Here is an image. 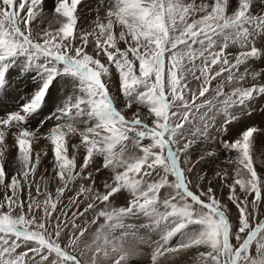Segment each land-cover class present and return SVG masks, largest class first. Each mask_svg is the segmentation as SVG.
Here are the masks:
<instances>
[{"label":"snow or ice","instance_id":"snow-or-ice-1","mask_svg":"<svg viewBox=\"0 0 264 264\" xmlns=\"http://www.w3.org/2000/svg\"><path fill=\"white\" fill-rule=\"evenodd\" d=\"M45 3L0 0V95L8 94L14 70L17 75L33 73L39 81L27 101L0 117V187L5 190L0 200V264H82L80 241L90 230L87 224L96 225L100 218L104 224L97 229L93 245L86 246L92 253L90 264H127L124 244L134 236L136 226L125 220L138 217L148 221L140 227L164 230L151 264H161V257L175 260L191 249H197L195 264H264V220L252 226L253 213L264 204V177L258 175L252 159L258 129L248 127L238 139L220 141L237 154L230 161L237 165L234 177L216 174L237 209L235 226L211 182L206 189L200 186L193 191L189 179L195 169L192 153L200 141L213 139L217 113L224 115L217 129L222 135L236 119L230 109L250 107V102L264 97V83L238 86L248 75L254 81L264 75L248 69L250 62L264 60V47L253 43L264 36V15H253L255 0H237L235 7L232 0L199 5L183 0H108L106 15L97 16L91 30L78 26L82 0H55L52 12L59 27L49 24L34 39L32 24L44 15ZM195 13L202 15L196 19ZM234 46L240 49L236 53L229 50ZM113 67L125 98L122 108L105 79L111 77ZM65 78L75 91L45 115L57 80ZM228 87L231 92L225 91ZM212 92L215 96L209 99L206 94ZM221 96L223 106L217 108L215 99ZM141 105L147 116L137 109L127 118V111ZM52 120L56 123L45 139L54 157L55 194L47 184L42 189L36 182L40 153L33 158L40 130ZM78 121L85 127H77ZM76 135L79 143L71 145L70 157V138ZM8 137H14L12 159ZM127 142L139 154L126 155ZM81 150L83 163L77 171ZM97 157H103L102 167L113 173L112 182L103 185L104 192L94 190L96 181L87 171ZM204 158L199 156L197 163ZM78 180L91 184L80 185L70 200L76 211L71 218L64 211L56 215L66 189ZM26 185L27 209L21 198ZM162 189L168 190L163 198ZM124 191L130 195L127 206L109 210L111 198ZM81 196L86 202L83 210ZM89 213L94 217L91 221L77 222ZM177 234L183 239L171 246ZM254 244L256 257L250 254ZM21 248L25 250L18 251Z\"/></svg>","mask_w":264,"mask_h":264},{"label":"rangeland","instance_id":"rangeland-1","mask_svg":"<svg viewBox=\"0 0 264 264\" xmlns=\"http://www.w3.org/2000/svg\"><path fill=\"white\" fill-rule=\"evenodd\" d=\"M185 4L193 3L199 5L202 2H211V0H183ZM257 7L253 10V15H264V3H261V0H255ZM55 0H46L44 5V15L42 17H38L32 24L33 28V38L38 39V33L41 29L49 27L51 24L52 28H57L59 25L56 23V17L52 12ZM237 0H232L233 7L236 6ZM108 10V0H82V4L78 5V11L80 12V17L78 19V26L82 30H91L95 27L94 21H96L97 16L101 19L104 18L106 12ZM202 13H195L194 18L198 19ZM192 17L189 18L188 22H191ZM79 43V41H77ZM254 46L264 47V36L257 37L254 40ZM120 47L123 48L125 45L123 43L120 44ZM230 51L236 53L238 52L239 46L230 47ZM89 52L93 51L91 47L88 49ZM106 62V58H105ZM245 66L240 67V72H244ZM249 72H260L264 74V60H255L254 62H250L248 65ZM18 70H14L12 72L11 79H15ZM111 77L105 78L107 79L108 88L111 95L115 98L117 102V107L122 108L125 104V98L121 93L120 89V81L119 75L115 71L114 67L111 69ZM28 77L24 81V90L23 97L12 100H6L3 96L0 97V117L5 114L17 110L18 106L23 102L27 101L32 92L35 90L36 85L38 84V78H34L33 73L24 74ZM226 75V74H225ZM19 78V76H18ZM71 81L65 78V80H57L56 87L52 90L51 96L49 98L48 104L44 109V114L48 115V112L62 103L64 99L67 98L68 95H71L75 89L72 87H66L65 84L70 83ZM215 81L213 82V88L215 87ZM253 83H264V75H262L258 80L254 81L251 75H248L244 81L240 83L241 87H250ZM193 88H196V82H193ZM231 87L225 89L226 92H231ZM209 99H212L215 96V93L206 94ZM203 99V98H202ZM224 97H218L215 99V103L217 108L222 107V101ZM22 101V102H21ZM139 109L140 113L144 116H147V108L144 106H134L131 111H127V118L131 119L133 112ZM230 112L236 116V119L232 121L231 124L228 125V131L224 134H218L217 129H219L223 123L224 115L221 112H218L216 115V127L211 130V136L213 139H209L207 141H200L198 147H196L192 153V160L195 164L194 171L190 174L189 179L192 181V190L198 191L200 186L203 188H207L209 183L211 182L212 187L216 189V196L221 200L223 204L228 206V216L235 226L238 212L237 209L228 201V189L223 187L221 182L217 180V173H220L223 176L224 172H227L229 176H235V170L237 165L230 161H233L236 157V153L234 151H229L225 149L222 143L220 142L222 139L228 141H234L238 139L241 133L246 130L248 127H255L258 129L256 133H254V140L252 145V159L253 166L257 170L258 175L264 177V97H257L254 101L250 102V107H245L241 109L240 107H235L230 109ZM147 122V121H146ZM35 123L33 122L32 127H35ZM56 121L52 120L48 122L43 129L40 130V139L34 144V154L33 158L35 159V153H40L41 159L38 165V171L35 175V180L38 184L41 185L42 189L45 184H47L48 190L55 194L57 184L55 181L51 180V176L54 171V157L51 151L50 141L45 139L46 134L49 129H51L55 125ZM94 123V121H93ZM195 124H199V117H196ZM77 127L83 128L85 124L83 122L78 121ZM79 143V136H73L70 138L69 143V156L71 157L73 153V149L71 147L72 144ZM147 143V141H145ZM14 144V137H8V145L11 149L8 153V158L12 159L15 155V149L12 148ZM128 146L126 149V155H136L139 154V149L134 148L131 142H127ZM119 146H117L118 150ZM206 151H211L213 153L212 156H207ZM46 153V154H45ZM83 155L84 152L81 150L77 154V171H79V165L83 163ZM204 156L205 158L197 163L198 157ZM103 157H97L93 164H91L88 168V172H91L93 178L96 183L94 186L95 191L104 192L105 189L103 185L107 183H111V177L113 175L110 169H104L102 167ZM100 168V172L97 173L96 169ZM122 170V169H121ZM15 171V169H12ZM87 173H85L86 175ZM158 179V178H157ZM231 183V180L228 181ZM91 181L87 180H78L73 184L69 185V188L66 189L65 195L62 197V202L58 204V210L56 215H60L61 211L67 212L68 217L71 218L72 212L76 211V208L70 203V200L76 197L77 192L80 189V185H84L85 187L89 186ZM162 197L167 196L168 190L162 189ZM31 192L33 196L36 195V185L33 184L31 188ZM10 194V192L8 193ZM5 195V190L0 187V200L3 199ZM25 203V209H27V204L29 200V189L27 185L25 186L22 197ZM38 199L43 200L42 197H38ZM81 203L79 205L80 210L86 206L85 197H79ZM130 199L129 193L126 191L122 192L111 198L112 202L108 206L109 210L111 208H120L127 206V202ZM6 210V209H5ZM163 210V208L161 209ZM41 215L43 212L41 210ZM256 217L252 221V226L254 227L260 220H264V204L259 206L258 213H253ZM93 214L89 213L83 220H78V223H85L86 221H91L93 219ZM63 219V217H61ZM125 223L135 225L134 236H130L129 239L124 244V251L128 255L127 264H151V255L154 250V247L161 243V237L163 235L164 230H149L148 228L140 227L141 224L148 223L147 219L144 217L138 218H128L125 220ZM104 224V219L100 218L96 225H92L88 223L87 226L90 229L87 235L80 241V251L83 253L80 255V259L82 260V264H90L92 253L87 250L86 246L93 245V242L96 237L97 229L100 228L101 225ZM189 232L192 231L190 227L188 229ZM71 233H69V236ZM183 237L179 234L173 237V239L169 242L171 246L177 245ZM65 243L67 240L64 241ZM233 242H235L233 240ZM96 243H102V241H96ZM63 246V245H62ZM25 249L21 248L18 251H24ZM204 249H200L203 251ZM250 254L253 257L257 256L255 244L250 247ZM167 255V254H166ZM197 256V249H191L187 253H181L180 256L175 259H165L161 257V264H195V257ZM103 264H107V262H103Z\"/></svg>","mask_w":264,"mask_h":264},{"label":"bare ground","instance_id":"bare-ground-1","mask_svg":"<svg viewBox=\"0 0 264 264\" xmlns=\"http://www.w3.org/2000/svg\"><path fill=\"white\" fill-rule=\"evenodd\" d=\"M18 76H19V78H18ZM18 76L14 80L11 79L12 80V85H11V88H10L8 94L6 96L5 95H1L6 100H9L10 102L12 100L16 101V99L21 98V97H23L22 95H24V90L22 89V87H24L25 85H24L23 82H21V80L24 81L25 79H28V77L26 75H18ZM65 86L69 87V89H70V87L72 86V83L71 82L67 83V84H65Z\"/></svg>","mask_w":264,"mask_h":264}]
</instances>
